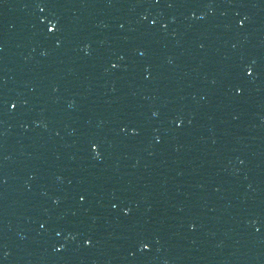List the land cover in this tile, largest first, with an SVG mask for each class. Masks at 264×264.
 Instances as JSON below:
<instances>
[{"label":"water","instance_id":"95a60500","mask_svg":"<svg viewBox=\"0 0 264 264\" xmlns=\"http://www.w3.org/2000/svg\"><path fill=\"white\" fill-rule=\"evenodd\" d=\"M0 264H264V0H0Z\"/></svg>","mask_w":264,"mask_h":264}]
</instances>
